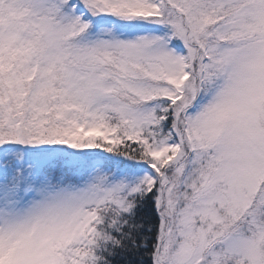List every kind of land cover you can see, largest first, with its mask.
<instances>
[{
	"label": "snow or ice",
	"instance_id": "1",
	"mask_svg": "<svg viewBox=\"0 0 264 264\" xmlns=\"http://www.w3.org/2000/svg\"><path fill=\"white\" fill-rule=\"evenodd\" d=\"M0 264H264V0H0Z\"/></svg>",
	"mask_w": 264,
	"mask_h": 264
}]
</instances>
